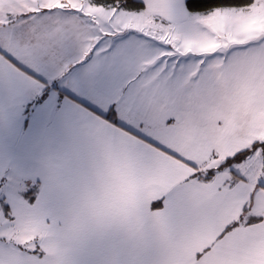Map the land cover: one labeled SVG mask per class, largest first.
<instances>
[{
	"label": "snow or ice",
	"instance_id": "6c2138e0",
	"mask_svg": "<svg viewBox=\"0 0 264 264\" xmlns=\"http://www.w3.org/2000/svg\"><path fill=\"white\" fill-rule=\"evenodd\" d=\"M0 264H264V0H0Z\"/></svg>",
	"mask_w": 264,
	"mask_h": 264
}]
</instances>
